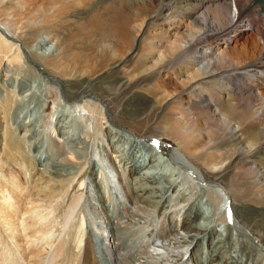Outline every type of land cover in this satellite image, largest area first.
Listing matches in <instances>:
<instances>
[{
	"label": "bare ground",
	"instance_id": "bare-ground-1",
	"mask_svg": "<svg viewBox=\"0 0 264 264\" xmlns=\"http://www.w3.org/2000/svg\"><path fill=\"white\" fill-rule=\"evenodd\" d=\"M157 1L158 5L151 17L157 18L158 22L160 20L164 24H170L168 29L174 31L172 33L179 34L183 20L191 21V28L185 31L187 33L184 46L186 52L192 54L194 62H191L195 68H187L181 73L186 76L187 85H193L206 78H210L211 81L208 88L205 87V83L197 85L194 100L187 101L190 109L196 110L202 106V111L206 112L204 116L220 125H222L221 119L227 120L228 117L234 116L233 120L228 123L231 137L235 140L232 143L229 142V145L235 147V151L230 157L228 153L220 151L222 160H228V166L212 170L204 164H201L202 166L194 164L191 158L198 156L197 149H193L194 138H183L182 136V133L185 134L192 126L183 125L180 121L182 119L178 118L177 111L174 109V106L180 109L178 102L181 96L179 93L175 95L172 93L171 97L165 99L158 89L150 87V84L160 74L167 71V64L171 61L168 56L176 49L173 45L169 46L170 43L165 44L163 41L151 44V47L160 52L157 59L161 63H157L159 66H156L157 69L153 73L148 72L149 68L146 64L133 63L139 54L142 39L134 32V25L125 12L112 15L115 11L114 5H111L113 1L74 3L72 4L74 8L69 9L70 18H59L57 15L48 19L43 17L44 19L39 22L32 21L24 25L20 35L15 38L21 45H16L17 42H13L0 33V75L4 70L11 71L16 63L28 72H32L28 68L29 64L26 66L23 60L24 51H28L47 69L52 80L60 87V90H56L53 85H47L41 80L38 82V78L36 80L25 79L23 73L25 78L20 79V82L10 85L11 81L9 86L5 84V81L0 84V159L6 163L7 157H12L15 162H19L16 163L18 164L16 171H9L5 175L8 179L0 189V221L2 226L8 230L13 243L24 247L23 254L30 259L28 264H71L61 259L64 253L63 242L55 249L54 255H50L46 261L41 260L39 254L41 252L38 248L21 244L24 232L32 233L33 237L41 235L42 239L50 244L44 237L55 236L53 231L59 224L61 228H67L74 213L81 205L82 196L74 197L61 212L60 218L50 217L48 213L35 214V209L38 207L37 201L32 199V193L29 190L32 174L38 179L41 178L40 183L71 184L72 180L77 177L78 170L83 166V162L78 160L88 158L89 146L83 144L86 135L83 136L85 133L81 131V118L73 115V112L65 116L63 113L65 106L64 110L60 111L59 108L55 110L56 103L62 96L72 102H79L85 98L99 100L105 107L104 113L107 114L100 113L104 115V119L114 118L115 122H118L127 133L137 136L136 139H150L162 145L164 141L159 139L160 135L157 133L178 136L179 147L173 150L171 158L161 156L155 147H151L146 154H139L137 150L128 155V146L137 147L139 142L135 140L137 142L135 145L132 140L128 139V136L122 134L123 132L118 133L115 131L116 128L113 129L111 125L102 121L106 124L105 132H103L105 142L103 144L101 140L100 142L102 147L109 152V156L114 159L112 163L117 167L121 183L125 187L126 197L130 201V204L124 207L126 214L130 212V205L142 204L141 206L149 212L160 210L163 205L162 214L166 215L169 211H175L173 207L176 205L175 198L178 196L185 204L182 218L173 219L172 217L171 223L165 225L162 237L159 238L170 239L169 233L174 232V241L191 246L192 264H206L204 257L210 260V264H246V260L242 258L231 260L230 250L232 248L225 241L224 234L219 233V230L214 227L215 218H210L209 216L212 215H208V211L206 212L203 208L201 194L197 192L195 200L181 196L180 184H183L185 180L180 177L182 172L178 174L180 171L178 175L170 173L172 169L169 162L173 160L179 164V167H186L195 175H199L201 180L211 182V189L208 192L210 193L211 190L212 197L216 200L215 215L222 211L224 205H227L234 220L242 226L243 233L249 235L250 230H255L254 227L256 229L264 227V204H255L256 202L252 201L248 205L241 200H236L223 183L231 172V167L244 159L243 155L246 153L240 145L242 140H246L255 151L247 158L252 156L255 166L252 167L248 162L243 163H248L250 170L254 171V181L257 184L254 194L257 192L264 197V169H262L264 166V161H262L264 158V136L262 137L264 118L261 116L262 113L264 114V96L256 92L257 89L264 90V0ZM69 3L65 0L61 9L70 7ZM234 5L236 11L232 8ZM58 10L60 9L57 8L55 12ZM232 31L235 37L229 38V33ZM207 33L217 34L213 45L205 41ZM244 36L253 39L254 50L245 41L240 46L237 45L238 40ZM83 38L88 41L96 40L94 56L86 57L80 50L79 43L83 41ZM135 42L137 44L134 45ZM26 52L24 54H27ZM11 76L12 74L10 78ZM119 94L121 99L115 98ZM247 94L263 100V105L260 107L249 105L245 98ZM114 101L119 104L115 105ZM73 105L76 104L73 103ZM15 106L19 109L18 116L16 114L20 122L18 125H13L11 122ZM30 107L35 108L32 115L29 112ZM183 107L184 105L180 112L185 116L187 112ZM190 109L188 115L191 112ZM102 115H100L101 118ZM246 122L250 125L249 128L244 127ZM150 124L155 125L158 128L157 131L155 129L153 131L154 126ZM30 131L35 140L43 144V148L38 151V158H33L31 155L27 157L24 150V141ZM117 134H120L122 138L116 137ZM200 150L207 149L203 147ZM99 163L96 160L91 171L90 184L93 185L94 197L90 190L86 201L87 206L90 207L91 220L96 222H93L95 226L93 225V229L88 233L81 264H154V259V261L149 257L148 259L140 251L141 246L138 245H141V240H143L140 232L134 233L132 226L124 224L121 217L114 213V196ZM256 164H261L262 167ZM236 174L235 169L229 177ZM8 181L12 182L7 185ZM233 185L236 186V182H233ZM15 186L17 189H14ZM23 192L27 194L25 200L17 197L18 193ZM240 192L237 191L239 196ZM21 201L22 203L19 204ZM221 203H223L222 208H220ZM93 204L97 206L93 207ZM79 218L81 219L74 227L75 238L78 240L86 233V219L82 212ZM258 220L261 223H257ZM179 229L185 232L183 236L178 237L179 232L176 231ZM2 235L0 231V236ZM181 237L184 238L180 242ZM165 240L164 242H167ZM10 247L12 245H5L6 250H0V264H14L12 262L14 256H11Z\"/></svg>",
	"mask_w": 264,
	"mask_h": 264
},
{
	"label": "rangeland",
	"instance_id": "rangeland-1",
	"mask_svg": "<svg viewBox=\"0 0 264 264\" xmlns=\"http://www.w3.org/2000/svg\"><path fill=\"white\" fill-rule=\"evenodd\" d=\"M93 1H97L98 3H105V2L113 1L111 5H114L115 11L109 9L110 11H114L112 15H120L123 12L126 13L129 19L132 21V24L134 25L133 26L134 32L139 35L140 39H142L141 40L142 44H140L139 46L140 48L139 54L137 55V58L133 60V63L146 64L149 68L148 72L153 73L157 69L159 64H161L157 59L160 55V52H158L156 48L151 47L152 45H154L155 43H158L159 41H163L165 42V44L170 43L171 45L169 44V46L173 45V47L176 49L175 52H177L178 50L176 54L173 51V53L170 54L171 57L169 54H167L169 55L168 58H171L169 59V61L171 60L172 62L170 61L169 64H167V67H168L167 71L165 70V72L160 74L159 75L160 78L157 77L155 81L152 84H150V87L154 89H158L162 97L165 99L166 97L167 98L171 97L172 93H174L173 95L179 93V95L181 96V99L179 100L178 105L180 109L182 105H184L183 108L187 112V115L185 116L182 115V113L180 112V109L177 106H174V109H176L177 111L178 118L182 119L180 121L182 122L183 125L186 124V125L192 126L190 127V130H188L185 134L182 133V136L183 138H188V137L194 138L195 143H194L193 149H197V154H198V156H194L191 158L194 164L196 166H202L201 164H204L207 168L212 169V170L218 169L221 166L227 167L228 160H224V161L222 160L221 152L228 153L230 157V155H233L232 152L235 151L234 149L235 147L229 145V142L232 143L235 140L232 139L231 137L230 128H229L230 124L228 123L229 121L233 120L234 116L228 117L227 120L221 119L222 125H220L216 121H212L209 117L204 116L206 115V112H204L205 110L202 111L203 109L202 106H199V108H196V110L190 109V105L187 101L194 100L193 97L197 94L196 93L197 85L199 83L202 85L205 83L204 84L205 87L208 88L209 85L211 84V81H210V78H206V80H200V82L198 81L194 83L193 85H190V86L187 85L186 76H183L181 73L185 71L187 68H191V69L195 68L192 63L194 62L193 57L191 56L192 54L190 52H186L185 46H184L185 45L184 41L186 39V33H187L185 31L186 30L188 31L189 28H191L190 26L191 21L186 20V19L183 20V25L179 29L180 30L179 34L172 33L174 31L168 29L170 24H166V23L164 24L160 22V20L158 22L157 18L151 17V15L156 10V7L158 5L157 0H152V1L151 0H67L68 3L70 2L69 3L70 7L62 8V9H61V5L62 3H65V0H0V33H2V35L5 37L10 38V40H12L13 42H17L16 45L20 44V42H18L17 39L15 38L18 35H20L21 31L23 30L24 25L30 24V22L35 21V20L38 22L42 21V19H44L43 17H45V19H48V18H53L58 15L59 18H62V17L70 18L71 14H70L69 9L74 8L72 4L74 3L83 4L84 2L91 3ZM57 8L60 10L55 12ZM232 8L234 9V11H236L235 5ZM234 34H235L234 31L230 32L229 38L231 37L234 38L235 37ZM216 37H217L216 33H207L205 41L213 45L215 43ZM244 41L247 43L248 46H250L252 50L255 49L253 39L251 37L247 38V36L240 38L237 42V45L240 46V44L243 43ZM123 44L122 46L126 45V44L124 45ZM135 44H137V42H135L134 45ZM224 44H226L225 41H224ZM96 45H97V42L95 39H91L88 41L85 38H83V41L79 43V48L86 57H92L96 53L95 52ZM182 46L184 49L182 48ZM23 51H24V48H23ZM25 52L26 51H24V53ZM24 53H23L24 55L23 60H25L24 61L25 65L28 66L29 64L28 68L32 72H28L26 69L22 68L20 64L16 63L11 71L6 72V70H4L1 72L0 84H3L5 81V84L9 86V83L11 81L12 82L10 83V85L14 82H20L21 81L20 79L24 80L25 77H26L25 79H29V80H36L38 78L37 80L38 82H40L41 80L43 83H47V85H53L56 90H60L59 85L56 84L54 80H52L51 75L48 73L47 69L40 64L38 59L34 57L33 55H31L28 51L26 52L27 54H24ZM148 53H153V54H148ZM183 54H185L186 56ZM148 55L150 56L152 55V56L149 57ZM187 57H189L188 59L190 60V62H187L189 61ZM145 58H147V60ZM189 71L192 72V70H189ZM22 73L25 75V77H23L24 75ZM11 74H12L11 78L14 76L12 78L13 80L10 78ZM217 75H221V74H217ZM181 87L183 88L181 89ZM256 92L263 94L264 96V90L257 89ZM253 96L251 94H247V96L245 95L247 103H249V105L253 107L262 106L263 100L262 101L258 100L254 98ZM115 98L121 99V95L120 94L116 95ZM64 99L65 97L63 96L60 97V99L58 100V103H56L57 108L55 107V110L60 109L61 111L65 109L63 111L65 116H67L68 113L72 114L71 112H73V115H77L79 118H81L80 119L81 120V131L85 133L83 134V136L88 135L87 138L86 136H84V143H83L84 145L89 146L88 154H87L88 158L86 157V158H83L85 160L83 159L78 160V161L83 162V166L78 170L77 177L74 180H72L71 184H68V183L60 184L59 182L40 183L41 178L39 177L38 179V177H35L32 174L31 175L32 183L30 184L29 190L32 193V199L34 201H37L38 207L35 209V214L48 213L50 217L57 216V218H60L59 215L67 207V205L71 202V200L74 197L80 198L82 196L81 205L79 207V210H77L74 213V216L71 219L70 225L67 228H64V227L61 228V224H59V226H56V228H54L53 234L55 236L48 235L44 237V239L48 240L50 244L44 241L41 235H37L36 237H33V234L30 232L23 233V239L21 240V244L26 247L35 246L36 248H38L39 252H41L39 253L41 256V260L46 261L50 255L52 254L54 255L55 249L58 247L59 244H61V242H63L64 243V253L61 259H65L66 261H69L71 264H81L82 263V260H83L82 256H83V251L85 248L86 239L88 237V233L95 226V223L93 222H96L94 220H91L92 215L89 210L90 207L87 206L86 201H87V194L90 190H91L92 197H94L93 185H91L92 183L90 184V182L92 180L91 171L93 169L94 162L96 163V160H97L98 162H100L99 166L101 170L104 172L107 178V183L109 184L110 190L114 196V201H115V207L113 210L114 213L117 216L121 217V220L124 221V224H130V226H132L134 230V233L138 231V233L140 232L139 234H141L142 236L143 240H141L142 241L141 245H138V246H141L139 248H140L141 253H143L142 255L145 257L147 256V258L149 257L150 260L154 259L155 260L154 264H192V258L190 257L191 246H188L187 244L183 245V242H181V240L184 237L183 238L181 237V239L179 238L181 243H179V241L178 242L174 241L175 240L173 239L174 232L169 233L171 235L169 236V238L171 237L172 239L171 238L170 239L167 238V240L164 239L167 242H164L162 238L161 239L159 238V237H162L161 234H162V230L165 227V225H169L171 223L172 217L173 219L182 218L181 216L185 210V204H183L180 201L179 199L180 197L177 196L175 198L176 207L175 206L173 207L175 211L173 212L169 211L166 213V215L162 214V211L164 209L163 205L160 210H157V211L151 210L150 211L152 213L151 214L148 210H146L145 208L141 206L142 204L141 205L139 204L130 205L129 207L130 212L126 214V210L124 209V207L128 206L130 204V201L126 197L125 187L121 183L119 172L117 171V167H115L114 163H112V160L114 159H112L109 156V152L107 151V149L102 147V144L105 142L104 137H103V132H105L104 126L106 124L111 125L113 129L116 128L115 131H117L118 133L123 132L122 134H125L126 136H128L129 137L128 139L130 141L132 140V142H134L135 145H137L136 141L140 143V144L138 143L139 146L137 145V147L128 146L129 147L128 148L129 152L127 153L128 155H131V153L133 152L135 153V151L137 150L139 151V154L141 153L146 154L147 152H149L151 147H155L159 151L158 153H160L161 156H164L166 158L167 157L171 158V155L173 154V150L179 147L178 142H180V139L177 138L178 136H175V135L168 136V134L162 133V132L157 133L160 135L159 139L164 141L162 142V145L157 144L154 141H151L150 139L143 138L139 140L138 138L137 139L135 138L137 136H135L134 134H131L132 135L131 136L130 133H127L124 130V128L120 126L118 122H115L114 118H111L110 120L109 118L104 119L105 118L104 115H107V114L104 113L105 107L102 105V103L99 100L94 99V98H88V99L85 98L79 102H72V101H68ZM117 101L116 102L114 101L113 103L115 105H118L119 101L118 102ZM73 103L76 105H73ZM101 105L102 107H100ZM174 105H177V104H174ZM32 107H30V111H29L31 113L30 115L34 113L35 108H32ZM17 109L15 106L13 109L14 112L12 111L13 114L11 115L12 117L11 122H13V125H18V123H20L17 117L19 109L18 110ZM67 109H68V112H67ZM189 109L191 112L188 115ZM100 115H102L103 117L101 118ZM261 116L262 118H264L263 113ZM102 121L105 122L106 124L103 123ZM186 122H188L189 124ZM152 126H154L152 130L154 131L155 129V131H157L158 128L155 127V125H152ZM249 126L250 125L247 122L244 124L245 128H249ZM31 134H32L31 131L27 133V136H26L27 138L24 141V150L27 153V157L32 156L33 158H38L39 156L38 151L43 148V144L42 142L35 140L34 135H31ZM97 134L99 135L97 136ZM89 136L92 138H90ZM118 136H120V134L116 135V137ZM263 136H264V128L262 129V137ZM203 147H205L207 150L201 151L200 149ZM240 147H243V151H245L246 153L243 155L244 159L240 161L239 164L235 166L233 165L231 167V172L227 175V178L224 179L223 183L226 184V187L229 189V193L236 200H241L243 203L248 204V205H250L252 201H254V203L256 202L255 204H264V199H263L264 197H262L257 192L254 194V189L257 186V184L254 181L255 179L254 171L250 170V165H248L249 163L251 164L252 167L255 166L253 165L254 163L252 162V159H253L252 156L247 158L248 155L254 153L255 151H253V149L251 148V146H249L246 140L241 141ZM28 148L31 151L28 150ZM227 150H229V152H227ZM238 151L239 150L237 149V152ZM28 153L30 154L28 155ZM45 155H47L46 152H45ZM199 158H201V160H199ZM262 161H264V158H262ZM243 162H248V163H243ZM16 163H19V162H15L12 157H7L6 163H3V159L2 160L0 159V189L3 188L5 184V180L8 179V176H5V175L9 173V171H16L15 168L18 167V164ZM169 163H170L169 165H171L170 168L172 169V171L170 173H172V175L177 174L178 171H180L178 174L182 172L180 177L185 180L183 184H180L182 197H190L192 200H195L198 194L197 192L201 194L200 199L202 200L203 208L205 209L206 212L208 211L210 213L209 214L207 212L208 215H212V216H209L210 218H213V219L215 218L216 224H214L215 222H213L214 227L219 230V233L224 234L225 241H227V243L230 244L232 248L230 250L231 260H239L242 258V260L243 259L244 261L246 260L245 261L246 264H264V227H262V229H256L254 227L253 229L255 230H250L249 235L243 233L242 226L239 224L237 220H234L233 215L228 210L229 207L227 205H224L225 206L223 207L224 209L222 208L223 203L220 204V208H222V211L219 212L217 215H215L214 213H216V200L212 197L211 190H210V193L208 192V190L211 189V182L207 180H204V181L201 180V177L199 175H195L193 172H191L186 167H182V166L179 167V164L173 162V160H171ZM256 165L258 167H262L261 164H256ZM173 167H175V169ZM69 169L71 168L69 167ZM235 169H236L237 174L229 177L230 175L234 173ZM262 169H264V166L262 167ZM11 182L12 181H8L6 183L7 185H9ZM233 182H236L237 185L234 186ZM14 189H17V186H15ZM237 191H241L240 196L238 195ZM17 195H18L17 196L18 198H22L23 200L27 198L26 197L27 194H25V192H23L22 194L18 193ZM222 201L224 202V200ZM21 203L22 201L19 204ZM95 206L97 205L93 204V207ZM21 211L22 209L20 210V212ZM81 212H82V215H84L86 219L85 221L86 222V225H85L86 233L84 237L81 236V239L78 240V238H75L76 233L74 231V227L76 223L81 219L79 218ZM170 214L172 215L170 216ZM213 215L215 217H213ZM259 221L260 220H258L257 223H261V221L260 222ZM58 222H60V219H58ZM247 223L248 225H250L249 221ZM0 231L3 234L2 236H0V250H4V249L6 250L5 245H10V246L12 245V247H10V250L12 251L11 256H14V260L12 262L14 264H28L30 259H28L23 254L24 247L20 246L19 244L15 245L13 243V240L8 235V230L4 228V226H2L1 221H0ZM176 232L177 233L179 232L178 237L183 236L185 233L183 229H179V231H176ZM170 240H173V241H170ZM203 260L205 261L206 264H210V260L207 259L206 257H204Z\"/></svg>",
	"mask_w": 264,
	"mask_h": 264
}]
</instances>
